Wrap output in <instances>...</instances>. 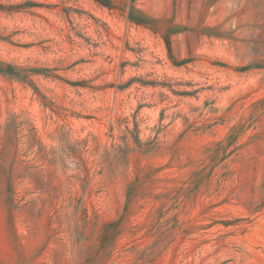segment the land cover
<instances>
[{
  "label": "rangeland",
  "instance_id": "374dc122",
  "mask_svg": "<svg viewBox=\"0 0 264 264\" xmlns=\"http://www.w3.org/2000/svg\"><path fill=\"white\" fill-rule=\"evenodd\" d=\"M0 62V264H264V0H0Z\"/></svg>",
  "mask_w": 264,
  "mask_h": 264
},
{
  "label": "trees",
  "instance_id": "16d2710c",
  "mask_svg": "<svg viewBox=\"0 0 264 264\" xmlns=\"http://www.w3.org/2000/svg\"><path fill=\"white\" fill-rule=\"evenodd\" d=\"M0 65H1V62H0ZM8 68L10 69L11 67L8 66ZM1 72L5 73V74H11L10 71L6 70V69H0Z\"/></svg>",
  "mask_w": 264,
  "mask_h": 264
}]
</instances>
